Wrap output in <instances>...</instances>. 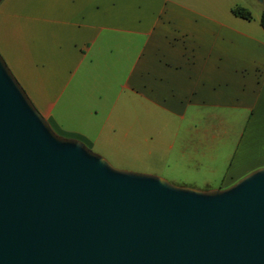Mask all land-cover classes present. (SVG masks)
Wrapping results in <instances>:
<instances>
[{
  "label": "crops",
  "instance_id": "1",
  "mask_svg": "<svg viewBox=\"0 0 264 264\" xmlns=\"http://www.w3.org/2000/svg\"><path fill=\"white\" fill-rule=\"evenodd\" d=\"M263 13L264 0H3L0 54L50 125L91 147L118 120L130 137L157 117L177 119L188 170L193 154L220 170L227 145L224 188L264 167Z\"/></svg>",
  "mask_w": 264,
  "mask_h": 264
},
{
  "label": "water",
  "instance_id": "2",
  "mask_svg": "<svg viewBox=\"0 0 264 264\" xmlns=\"http://www.w3.org/2000/svg\"><path fill=\"white\" fill-rule=\"evenodd\" d=\"M0 264H264V167L207 191L117 169L0 54Z\"/></svg>",
  "mask_w": 264,
  "mask_h": 264
},
{
  "label": "rangeland",
  "instance_id": "3",
  "mask_svg": "<svg viewBox=\"0 0 264 264\" xmlns=\"http://www.w3.org/2000/svg\"><path fill=\"white\" fill-rule=\"evenodd\" d=\"M19 83L21 84L20 81ZM35 107L37 108L36 105ZM120 121L118 120L119 131L115 134H111L112 132L103 133L94 147L84 142L91 150L104 157L113 167L130 172L159 176L175 186L199 191L229 187H222L221 176V173H224L227 168V164H225L227 163L226 159L229 155L227 145L221 150L218 149L214 154L219 156H217L218 162L222 166L220 170L212 171L210 168H207L212 162L211 157L202 160L204 157L198 154H193L198 158L194 160V163L204 161L203 165L200 167L195 166L191 170H188L186 167L185 152L183 150L177 152V119L157 117L139 120L132 128L130 137L124 134L126 129ZM53 130L65 138L79 140L70 135L60 133L54 128ZM98 132L99 128L95 127L92 131L94 138L98 137Z\"/></svg>",
  "mask_w": 264,
  "mask_h": 264
},
{
  "label": "trees",
  "instance_id": "4",
  "mask_svg": "<svg viewBox=\"0 0 264 264\" xmlns=\"http://www.w3.org/2000/svg\"><path fill=\"white\" fill-rule=\"evenodd\" d=\"M232 12L234 15H236L240 18H243L246 20L252 19L251 13L243 7L237 6V7L233 8ZM260 23H261V26L264 28V13L261 15Z\"/></svg>",
  "mask_w": 264,
  "mask_h": 264
}]
</instances>
